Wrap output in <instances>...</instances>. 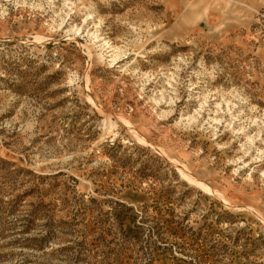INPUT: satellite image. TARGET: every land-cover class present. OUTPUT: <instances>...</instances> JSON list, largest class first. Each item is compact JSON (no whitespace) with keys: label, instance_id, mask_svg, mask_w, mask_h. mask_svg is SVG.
<instances>
[{"label":"rangeland","instance_id":"1","mask_svg":"<svg viewBox=\"0 0 264 264\" xmlns=\"http://www.w3.org/2000/svg\"><path fill=\"white\" fill-rule=\"evenodd\" d=\"M0 264H264V0H0Z\"/></svg>","mask_w":264,"mask_h":264}]
</instances>
